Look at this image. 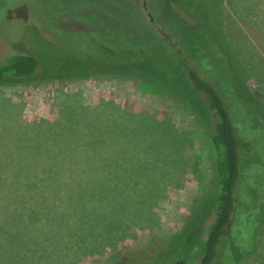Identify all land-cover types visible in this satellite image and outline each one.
I'll return each instance as SVG.
<instances>
[{
	"label": "rangeland",
	"instance_id": "374dc122",
	"mask_svg": "<svg viewBox=\"0 0 264 264\" xmlns=\"http://www.w3.org/2000/svg\"><path fill=\"white\" fill-rule=\"evenodd\" d=\"M104 1L0 0V63L22 54L43 65L34 77L0 81V264L66 263L70 246L56 234L51 202L65 193L108 200L105 219L96 214L102 227L118 212L128 218L71 264H117L120 254L161 246L175 250L180 264H197L220 186L214 118L181 74L184 60L191 68L196 60L223 97L241 142L244 211L230 229L235 264H264V0H133L149 46L162 43L181 72L153 51L136 68L161 70L160 81L88 73L108 68L98 25L114 17ZM119 3L108 4L117 20ZM94 45L101 56L89 55ZM67 105L66 140L58 142L61 130L47 123Z\"/></svg>",
	"mask_w": 264,
	"mask_h": 264
},
{
	"label": "trees",
	"instance_id": "16d2710c",
	"mask_svg": "<svg viewBox=\"0 0 264 264\" xmlns=\"http://www.w3.org/2000/svg\"><path fill=\"white\" fill-rule=\"evenodd\" d=\"M105 3L107 5L103 7V12L112 14L114 18L111 20L102 19L106 28L102 27V25H98L101 31L98 37L102 38L103 43H105L104 50L107 51L104 61L108 68H101L99 70H96V68L88 73L101 71L128 73L130 75L143 77V79H156L160 81L161 70L151 71L150 69H143V71H138L136 68V66H144L147 64L150 59V53L153 51H157L161 55L162 61L173 66L175 72L181 73L176 65L170 64L169 57L166 55L167 50L162 43H156L155 41L153 46H149V38L143 33V30L146 31L147 27L144 25L140 14L134 7L133 0H121L120 3L115 0H106ZM118 3L120 5V17H126L124 19H120L119 17L118 20L120 21L117 20L118 17L116 14L118 11H113L108 7V4L116 6ZM132 13H135L134 19L131 18ZM111 23H113V25ZM111 28L113 31H117V34L119 32V34H113ZM181 45L179 44L181 48L187 51V48L183 46L185 44ZM172 46V48L175 49L177 45ZM188 48V50H190V46H188ZM179 50L176 49L177 58L181 55ZM97 52L99 53L98 56H101L102 52H99V50L96 51L94 45L89 55L94 54L95 56ZM89 55L84 54L78 56L84 59ZM189 56L192 62L195 58L191 55H188V57ZM187 62L186 60L182 62L185 71L181 74L186 78L187 85L189 84L188 86L190 87L188 88L205 98L206 106L214 118L211 143L215 151L217 183L220 186L217 204L214 208V220L205 234L203 254L197 264H228L230 260H232V264H235L236 255L232 253L230 246L232 243L236 244V240L230 236V229L244 211L243 200L240 199L239 191L242 178L245 176V167L243 168V163L240 159L241 142L235 136L231 116L223 97L219 94L213 83L204 75L197 72L196 60L194 62L195 66L192 68ZM79 63L85 64L83 61ZM114 63L115 69H112L111 66L114 65ZM42 66L41 62L39 63L38 60L31 55H13L0 63V81L9 79L24 80L34 77L43 70ZM69 75L73 76L78 74L74 72L67 74L63 78ZM44 76L56 78L45 74ZM68 114L69 108L67 105L65 108L62 107L58 121L47 123V125L55 126L61 130L58 131L59 134L56 135V140L58 142H65L66 140L64 124L67 123V121L62 122V118L67 119ZM54 149L60 152L64 151L65 147L56 146ZM79 196L80 197L73 198L69 193H65L64 195H56L55 198L51 200V202L53 201L52 207L56 217V234L61 236L59 240L65 239L64 241H66V244L70 246L65 254L67 258L65 264H71L78 250L86 248L87 245L92 244L94 246L91 250L98 249L97 247L100 246L99 243L102 241V238L108 234L112 235L111 230L115 226L114 224L121 223L120 220L128 219L126 216L127 213L121 214V211L118 212V215H113L111 221H107V224L102 227L100 221H95L96 214L97 211L98 214H104L102 218L99 219L104 220L106 215L105 211H109L110 202L106 199H102L103 201L101 204V201L100 203L98 201L99 199H92L91 197H85L83 195ZM126 196L127 195H125V197ZM103 203L105 204L103 205ZM81 229H83V231L80 234L79 230ZM256 235L257 232L255 238ZM71 239L76 242L69 241ZM254 246L255 245H252L248 249V252H250ZM117 264H180V258L172 248L161 246L159 250L153 253L134 250L126 254H120L117 259Z\"/></svg>",
	"mask_w": 264,
	"mask_h": 264
}]
</instances>
